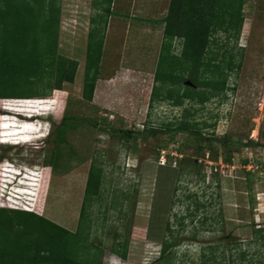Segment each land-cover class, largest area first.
I'll return each instance as SVG.
<instances>
[{
    "label": "rangeland",
    "instance_id": "obj_1",
    "mask_svg": "<svg viewBox=\"0 0 264 264\" xmlns=\"http://www.w3.org/2000/svg\"><path fill=\"white\" fill-rule=\"evenodd\" d=\"M169 1L112 0L117 15L108 19L91 102L82 99V83L92 0L60 1L57 53L78 62L74 83L47 98L0 99V208L36 212L75 232L94 165L102 170L101 192L87 204L82 227L100 250L97 264H201L202 253H213L209 264H264V0L244 5L238 43L228 42L240 63L228 78L232 90L180 107L149 102L163 40V25L154 22L166 16ZM216 38L213 54L226 42L223 33ZM170 51L180 56V42ZM186 109L200 139L193 131H160ZM64 116L73 127L57 142ZM147 129L156 133L143 135ZM118 131L138 135L127 141ZM29 178L43 183L39 198L29 195L36 188L26 185ZM194 194L203 206L191 222L194 197L187 196ZM182 216L185 228L177 233ZM166 223L177 244L162 258ZM257 229L263 231L254 235ZM116 242H127L125 259L113 253Z\"/></svg>",
    "mask_w": 264,
    "mask_h": 264
},
{
    "label": "trees",
    "instance_id": "obj_2",
    "mask_svg": "<svg viewBox=\"0 0 264 264\" xmlns=\"http://www.w3.org/2000/svg\"><path fill=\"white\" fill-rule=\"evenodd\" d=\"M60 1L0 0V99L47 98L52 91H62L64 83H74L78 62L57 53ZM248 1H169L166 16L163 20L154 22L163 25V40L154 73L150 105L168 101L172 106L180 107L185 101H189L203 106L214 97L224 98L226 92L232 90L228 86V78L231 72L240 69V63L235 61V55L227 47L229 41L234 43V47L238 43L244 22L243 7ZM111 5L112 0H92L95 11L90 17L82 83V99L88 102L93 99L101 71L108 19L117 15L111 10ZM219 32L225 34L226 42L217 45L221 53L213 54L209 52V48L217 44L216 34ZM174 40L180 42V56L170 51ZM208 54L210 56L206 58ZM186 80L191 86L184 85ZM0 111H3L2 107ZM187 115H190L189 109L184 110L182 120L176 126L170 123L160 131L169 133L171 137L177 133L194 132V137L200 139L202 133L198 124L187 122ZM22 119L25 120L23 117ZM73 121L71 117H63L56 130L57 142L62 141L67 129L73 127ZM155 133L156 131L147 129L143 135ZM114 134L127 141L138 135L132 131H118ZM226 144L225 142L224 145ZM46 167L52 170L55 166L51 160H47ZM8 172L12 173L11 170ZM166 173L167 176L171 175ZM45 178L42 176L41 182ZM102 178V170L94 165L90 166L75 232L68 231L36 212L0 208V264H97L100 250L87 243L89 234L85 233L82 221L86 217L87 204L100 195ZM201 179L204 180V175ZM28 181L30 182L26 185L36 187L30 189L29 195L39 198L44 188L43 183L33 178ZM192 197L194 212L187 215L191 217V222L203 206L196 200L195 194L187 196ZM185 219L186 216L178 219L177 233L184 230ZM207 220V216L200 219L201 227ZM165 230L169 237L160 239L162 258L177 244L169 223H166ZM262 231L257 229L253 233L258 235ZM149 237L153 239L150 235ZM111 249L119 257L126 258L127 242H116ZM210 249L214 251V248ZM212 255L213 253L211 256L202 253L204 261L201 264H209L213 260ZM241 259L246 260V253L241 254Z\"/></svg>",
    "mask_w": 264,
    "mask_h": 264
},
{
    "label": "built area",
    "instance_id": "obj_3",
    "mask_svg": "<svg viewBox=\"0 0 264 264\" xmlns=\"http://www.w3.org/2000/svg\"><path fill=\"white\" fill-rule=\"evenodd\" d=\"M161 165H164V160H162Z\"/></svg>",
    "mask_w": 264,
    "mask_h": 264
}]
</instances>
